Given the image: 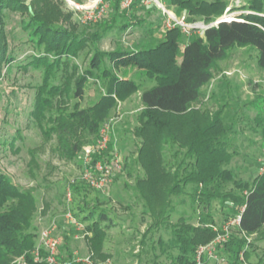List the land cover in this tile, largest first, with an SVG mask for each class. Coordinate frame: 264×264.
Here are the masks:
<instances>
[{"label": "rangeland", "instance_id": "1", "mask_svg": "<svg viewBox=\"0 0 264 264\" xmlns=\"http://www.w3.org/2000/svg\"><path fill=\"white\" fill-rule=\"evenodd\" d=\"M24 1L32 6L39 19L87 40L78 56L70 57L67 67L60 71L57 83L62 87L73 85L94 50L140 49L156 44L167 29V16L156 0H140L135 7L120 6L117 11V0ZM158 1L167 8L166 0ZM248 1L229 0L232 7L229 13L236 16L249 13ZM113 13L114 28L101 40H93L95 33L109 25L106 20ZM30 17L27 9L23 12L5 9L0 17V44L6 45L7 54L15 58L0 69V173L9 176L21 190L34 195L35 204L28 206L37 237L43 228L56 223L57 234L63 240L61 258L66 261L72 260L76 253L80 257L91 255L99 264H177L175 227L204 226L202 219H205L212 221L210 227L219 229L242 208L232 197L224 196L241 194L232 183L224 185L206 208L200 186L188 184L170 193L177 181L176 170L184 158L185 141L193 123L203 124L226 105L224 122L235 130L231 136L236 151L226 167L236 178L246 181H251L261 169L259 159L264 151L258 148L261 130L255 120L257 110L246 103L253 97L264 98V70L257 64V50L250 46L229 50L228 57L220 60L219 67L213 70V80L192 104L191 111L170 117L174 140L166 136L156 141L151 128L143 127L140 92L119 101L104 121H114L110 150L116 149L121 155L123 170L105 190L98 191L82 180L78 152L69 157L58 144L57 135L46 130L56 124L59 114L72 111L76 105L85 108L97 102L104 94L103 82L90 78L82 98L66 92L56 94L42 116L35 120L33 111L43 70L19 67L32 59L35 52L22 24ZM124 24L129 25L126 30L121 29ZM189 39L186 37L184 41ZM107 66L116 75L144 86L155 83L138 69L115 70L109 61ZM259 112L263 116L264 110ZM74 138L79 139L82 148L93 143L98 134L79 129ZM249 141L253 143L247 144ZM243 163L247 164V170ZM182 174L185 172L181 171L178 178ZM77 205H96L108 212L115 226L107 231L103 241L94 240L86 229L87 223L78 220L81 213ZM69 212L75 221L68 219ZM77 222L83 223L84 228L78 229ZM234 236L241 238L237 233ZM247 239L251 264H264V226ZM15 258L10 259L11 264Z\"/></svg>", "mask_w": 264, "mask_h": 264}, {"label": "trees", "instance_id": "2", "mask_svg": "<svg viewBox=\"0 0 264 264\" xmlns=\"http://www.w3.org/2000/svg\"><path fill=\"white\" fill-rule=\"evenodd\" d=\"M139 2L134 0L131 7ZM120 6L121 0H117L115 10ZM166 6L178 13L186 11L189 21L202 19L211 22L225 13L229 0H166ZM247 6L250 12L239 14L241 20L221 22L218 26L206 29L203 36L194 35L187 42L181 29L175 27L167 28L156 44L140 49L94 50L82 73L75 77L73 85L65 87L57 83L58 75L67 67L70 57L78 56L87 44L86 38L39 19L32 6L26 5L24 0H0V17L5 9L22 12L27 9L31 15L22 24L29 33V41L35 52L32 59H27L19 67L43 70L33 111L35 120L42 116L50 105L51 97L56 94L66 92L72 93L74 98H82L90 78L103 82L104 94L97 102L85 108L76 105L72 111L59 114L56 124L46 130L47 133H55L58 144L69 157H73L81 149V142L74 138L79 129L98 134L101 124L117 103L137 92H140L143 105V127L151 128L156 141L166 136L174 140L170 117L191 111L192 104L204 94L203 86L213 78V70L218 68V62L226 59L229 50L234 47L250 46L256 49L257 63L264 69V15L261 14L264 12V0H250ZM115 20L114 13L110 14L106 20L109 25L95 33L93 40L99 41L106 36L114 28ZM121 26V29L126 30L129 25ZM14 61L15 58L7 54L6 45L0 44V69L3 64ZM107 61L112 63L115 70L128 67L138 69L155 83L144 86L135 80L118 76L107 66ZM42 93L48 95L41 97ZM260 105H264L263 97L255 101V106L259 108ZM225 107L222 105L203 124L194 122L191 126L185 141L184 158L176 170L177 181L170 193L188 184L200 186L207 202L204 205L206 208L224 185L232 183L242 195L231 193L224 196H230L235 204L244 206L241 230L250 235L264 226V171L251 181H246L236 178L232 170L226 167L236 151L233 150L234 140L231 136L235 130L231 124L224 122ZM181 171L185 174L178 178ZM34 204L32 193L21 190L9 176L0 173V264H11L12 257L22 254L26 255L27 264H47L45 261H35L28 253L38 238L28 206ZM77 209L81 218L75 216L87 223L86 229L97 242L103 241L107 231L115 226L103 208L77 205ZM202 221L204 226L174 228L179 251L175 258L177 264H195L198 247L217 236V231L209 226L212 221ZM246 242L244 238L233 236L225 251L236 259ZM245 253L250 258V251Z\"/></svg>", "mask_w": 264, "mask_h": 264}, {"label": "built area", "instance_id": "3", "mask_svg": "<svg viewBox=\"0 0 264 264\" xmlns=\"http://www.w3.org/2000/svg\"><path fill=\"white\" fill-rule=\"evenodd\" d=\"M134 0H122L121 6L129 9ZM158 7L167 16V28L179 27L186 37H191L193 33L203 36L206 29L218 26L221 22H231L232 20H241L235 14L229 13L231 6L226 8L225 13L211 22L205 20L189 21L186 11L177 14L171 9L166 8L162 3L156 0ZM104 9V8H103ZM250 12V11H249ZM262 14V13H261ZM264 15V14H262ZM229 16V17H228ZM114 121L108 119L104 121L98 133V138L91 144L83 146L77 153V160L80 163V174L82 180L90 187L103 191L112 183L113 179L123 170V160L116 149L110 150L112 142V131ZM261 162V172L264 171V153L259 159ZM69 199L71 190L69 186ZM242 206L239 213L224 222L219 228H215L217 236L207 244L198 247L195 254V264H251L250 258H247L246 251L249 250L247 234L241 230ZM70 221H75L71 212L67 215ZM78 229L84 228L83 223L77 222ZM237 233L241 238L246 239L244 248L238 253L236 259L232 258L225 251L227 243ZM244 236V237H243ZM62 238L57 234V225L52 223L50 226L43 228L37 238L33 248L28 251L33 259L37 262L45 261L47 264H99L91 255L80 257L74 254L72 260L66 261L61 258ZM12 264H27L26 255L17 256ZM103 264H108L107 262Z\"/></svg>", "mask_w": 264, "mask_h": 264}, {"label": "crops", "instance_id": "4", "mask_svg": "<svg viewBox=\"0 0 264 264\" xmlns=\"http://www.w3.org/2000/svg\"><path fill=\"white\" fill-rule=\"evenodd\" d=\"M185 38H186V36H185ZM182 48H184V45H182ZM258 64V63H257ZM259 66V65H258ZM218 67H219V65H218ZM264 70V69H263ZM227 79V78H226ZM213 80V78L210 80V81H212ZM209 81V82H210ZM227 81H230L229 79H227ZM208 82V83H209ZM208 83L206 84V85H204L203 86V88H202V90H203V92H204V90H205V87L208 85ZM257 100V98L256 97H253V99L251 100V101H248V102H246L247 104H249V106H251V107H254L256 110H257V112H256V116H255V120L257 121V124H258V128H259V130H261V132H260V134H261V136H259L257 139L258 140H260V141H258V148L263 152L264 151V114H263V116H260V110L262 111V109L264 110V105H260V110H259V108L257 107V106H255V101ZM263 132V133H262ZM251 144V143H253L252 141L250 142H247V144ZM247 164L246 163H243V165L242 166H244L243 168H244V170L247 168V166H246ZM247 170V169H246ZM260 171H259V173L258 174H260L261 173V169H259ZM257 174V175H258ZM256 175V176H257ZM88 233H90V231H88ZM62 247V246H61Z\"/></svg>", "mask_w": 264, "mask_h": 264}, {"label": "bare ground", "instance_id": "5", "mask_svg": "<svg viewBox=\"0 0 264 264\" xmlns=\"http://www.w3.org/2000/svg\"><path fill=\"white\" fill-rule=\"evenodd\" d=\"M71 2V1H70ZM229 17V16H228Z\"/></svg>", "mask_w": 264, "mask_h": 264}]
</instances>
